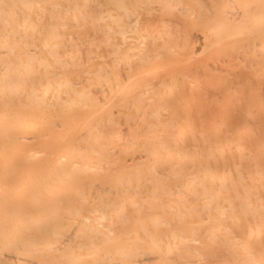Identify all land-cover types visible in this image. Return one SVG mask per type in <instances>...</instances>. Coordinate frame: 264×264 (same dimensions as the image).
I'll return each mask as SVG.
<instances>
[{"label": "bare ground", "instance_id": "6f19581e", "mask_svg": "<svg viewBox=\"0 0 264 264\" xmlns=\"http://www.w3.org/2000/svg\"><path fill=\"white\" fill-rule=\"evenodd\" d=\"M22 1L0 0L12 7L0 8V264H264V168L245 143L259 129L241 127L263 123L251 112L264 104V0ZM231 54L261 64L242 74ZM54 80L69 87L56 101ZM236 99L241 116L228 111ZM59 102L72 125L97 116L88 144L51 136Z\"/></svg>", "mask_w": 264, "mask_h": 264}, {"label": "rangeland", "instance_id": "374dc122", "mask_svg": "<svg viewBox=\"0 0 264 264\" xmlns=\"http://www.w3.org/2000/svg\"><path fill=\"white\" fill-rule=\"evenodd\" d=\"M61 1L63 2L64 5L65 4L72 5V4L75 3L74 0H61ZM7 2L11 3V0H7ZM17 3L20 6H23V1L22 0H17ZM189 3L196 5L197 8H199L200 5L203 4L201 0H189ZM2 6H4V5H1V7ZM4 7L7 9L6 13L8 15H10L11 12H12V10H11L12 7L9 6V5H5ZM50 8H52V6ZM173 11H174L175 15L182 16L181 15V11L178 9L177 6L174 7ZM163 12H165V9L163 10ZM69 13H68V15H72V14H69ZM48 18H50V14L48 15ZM62 31L67 32V31H69V28H62ZM176 32L179 34V32H180L179 29ZM181 35H182V33L179 35V37H181ZM10 39H12V35H11ZM190 40L191 39L184 38L182 40V44L186 45L187 41H190ZM176 41H177V43H179V39H177ZM197 44H199V42ZM23 47H24V45L20 46V48H23ZM188 47L191 48L190 46H188ZM73 48H74V46L67 45L65 48H62V49L67 50V49H73ZM104 48L107 49L105 43H104ZM189 48H187V49H189ZM241 50L246 51L247 48H240V51ZM44 52L47 54L48 59L50 61H52V63L48 67L49 70L53 69V68H55L56 70H60L61 64L57 60L58 57L56 55L51 54V52L48 50L47 47L44 48ZM233 53H234V51H233ZM233 55L231 54L229 57L227 56L228 59H229V62L231 64H233V66L231 65L232 66V70H237L238 69V71H240L242 74H246V70H249L250 67L251 68H255V67H258L261 64L260 60H258L257 58H254L251 61H247L246 59H243L240 56L234 57L235 55L234 56ZM261 55L264 56V52ZM65 56H61V57H65ZM110 60H111V58H110ZM31 62L34 64V66L36 68L37 67L42 68V66H43V65H40L38 63V61H36V60L35 61L32 60ZM197 63H198V61H195L196 65H197ZM234 64H237V65L234 66ZM83 66L84 65H79L77 68H82ZM95 76L97 78V75H94V77ZM260 81H262V80H260ZM46 82H47V80H46V77L44 75L43 83H46ZM60 85H61L60 82H57V81L54 80L53 84L51 85V87L49 89V92H48L46 97L48 99L51 98L52 100L56 101V99H57V97L59 96L60 93L65 94L64 91L69 90L68 86H65V85H61L60 86ZM80 86H82V85L81 84L78 85L79 88H80ZM70 91L72 92V94L75 97L81 99L76 91H74L73 89H70ZM241 93H242V96H244V97L246 96L245 92H241ZM234 97L237 98L236 95ZM235 98L233 100H235ZM212 100H213V104L210 105V111L208 112L209 121H210V126H209L210 136H209V140L214 145L215 144L216 133L218 131L216 124H217V121L220 120V118H219V110H220V108H219V106L217 104V96L216 95L212 96ZM237 103H238V99H236L235 104H230L229 105L228 111H229V113H237L239 116H241L242 112H240L239 108L236 106ZM82 106L84 108H88L86 105H81L80 103H77V104L74 105V107L76 109L77 108H81ZM254 110L255 111L251 112V114L255 113V115H259V116L261 114H264V104L262 103V101H261V104L256 105ZM53 111H54V113L56 115L59 116V119H60L61 123L60 124L50 123L51 126L49 127L50 128L49 132H51V136L56 141L60 142V144L62 146L66 147V146H69V145H72V144H79V143H82L83 145L84 144H88V142L84 139V137H88L90 135H93L97 131V128H96V124H97L96 117L97 116H91L87 120H81L79 122L74 123V125H72L71 124L72 120H69V118H70L69 114L72 113V112H67L66 110H63V106H61L60 102L56 105V109H54ZM34 113L36 115L35 111H34ZM246 114H247V112H246ZM35 115L33 114L32 117H30V121H31L30 123H31V125H34V127L31 128L32 130H36V129L41 127V119H39ZM116 115H117L118 118H120V114L118 112H116ZM227 118H228V116L226 115V119ZM52 120H56L55 117L52 118ZM241 121L243 122L241 124V127L244 130L243 135H251V133L253 131V128L255 130L254 126H257V128L259 129V132H257V134H255V136L253 138L247 137L245 139V143H246V145H248V147H253L254 153L257 154L260 157V162H261L259 164L260 168H264V126H263L264 122L262 123V125H260L259 122H254V124H253L252 121H248L247 122V119L246 120L243 119L242 116H241ZM145 122L146 121H143L142 125H145ZM55 123H56V121H55ZM117 126L118 127L119 126L123 127L124 124L123 123H117L116 125L107 124L106 126H103L104 138H100V141L105 142L106 144H110L108 142V138H111L110 131H111L112 128L117 127ZM100 128H101V126H100ZM221 128H222V131H223V130L227 129V126H225V124H223V126ZM116 140H118V139H116ZM225 142H226V140H225ZM94 143H95V145L97 147H100V146H98V142H94ZM40 145H41V143H37L36 146H40ZM244 154H245V158L243 160H240V161L243 164V172H244V174H246L248 172L249 168H250L249 164H254V162L251 160V156L249 155L250 154L249 149H245L244 150ZM77 155L79 157L81 156L79 152H77ZM90 155L96 157V152H92V153H90ZM254 169L255 168L252 167V170H254ZM223 172H224V170H223ZM256 176H258V175H256ZM247 178H248L247 181L252 183L251 178L248 177V176H247ZM239 187H240L242 193H246L245 186H243L241 181H240ZM258 187H259V189H254V192L256 193V195L254 196V202L255 203H262V202H264V198H258V196H259V194L264 196V186L262 184L258 183ZM258 190H259L260 193L258 192ZM227 193L229 195L230 194L231 195L235 194V192L233 190H230ZM77 198L80 199V196L77 195ZM94 201L96 202L97 199H95ZM111 201H113V199H111ZM249 221H252L254 224H256V219H254V216L252 215V213L248 214V217L246 218V220H244L243 225L247 226ZM262 234L264 236V232ZM263 241H264V239H263ZM222 252H223V250H222ZM223 256L224 257H228V255H226V254H224ZM225 262H228V260H226Z\"/></svg>", "mask_w": 264, "mask_h": 264}, {"label": "crops", "instance_id": "0c3cea01", "mask_svg": "<svg viewBox=\"0 0 264 264\" xmlns=\"http://www.w3.org/2000/svg\"><path fill=\"white\" fill-rule=\"evenodd\" d=\"M255 68H258V67H255ZM263 71H264V68H263ZM253 73L254 74H257L258 73V71L256 70V69H254L253 70ZM252 104H255L254 105V108L256 107V105H259V104H261V98H260V95L258 96V98H256L254 101H252ZM261 117H262V119H263V122H264V114H261L260 115ZM264 126V125H263Z\"/></svg>", "mask_w": 264, "mask_h": 264}]
</instances>
